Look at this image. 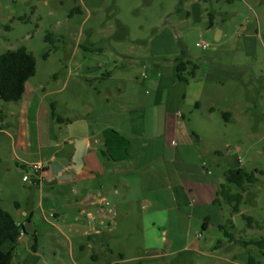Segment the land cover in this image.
Returning a JSON list of instances; mask_svg holds the SVG:
<instances>
[{
	"label": "rangeland",
	"instance_id": "rangeland-1",
	"mask_svg": "<svg viewBox=\"0 0 264 264\" xmlns=\"http://www.w3.org/2000/svg\"><path fill=\"white\" fill-rule=\"evenodd\" d=\"M61 1L50 0L49 6L40 4L43 19L18 23L11 32L0 25V54L27 46L37 59V73L31 82L53 91L48 100L59 105L62 115L73 117V122L89 120L95 127L108 123L104 121L113 106L108 102L110 89L123 83L125 73L129 72L135 84L140 82L148 52L159 47L161 56L153 54L156 58L152 59L162 60V55L168 56L162 51V42L169 46L167 49L174 41L179 47L177 33H181L185 46L200 61L196 82H202V109L192 121L215 122L216 127L202 131L207 138L221 142V153L210 161L211 174L206 175V181L226 182V171L239 167L247 172L258 170L259 181L247 185L239 213L223 197L207 207L179 208L172 201L171 190L159 188V192L149 194L154 196L153 207L143 211L131 208L130 204L122 205L119 211L125 214L113 215L104 233L95 240L76 232L81 228L73 225V216L52 227L38 207L33 213L41 229L38 249H32L33 240L24 239L14 250L13 264H264V251L243 243L264 237V0H202L201 11L194 4L196 0ZM36 3L39 0L28 4L29 17ZM75 4L82 7L83 14L76 13ZM51 9L56 10L53 16L49 14ZM186 9L194 17L190 18ZM89 12L91 16L87 18ZM211 12L215 16L213 25ZM183 19H189L183 24L192 32L188 37L189 30H180L176 25ZM56 24L62 26L60 31L66 36L58 43V50L46 41ZM218 29L224 31L221 41H217ZM196 31L198 35L200 31L204 33L202 38L210 44L209 49L197 46L200 39ZM28 34L33 36L26 39ZM121 35L127 41V53L130 42L137 44L135 56L139 62L115 53L113 41ZM79 40L86 47L99 41L108 48L102 54L81 47L71 62ZM99 62L106 66L99 67ZM66 65L79 67L75 69L79 76H73L67 86ZM86 66L98 67L92 73L100 77H88ZM109 70L115 71L112 79L104 77ZM163 72L166 74L168 69ZM155 89L146 86L147 91ZM0 102L7 103L1 99ZM212 106L217 110H210ZM187 109L188 105L184 106ZM225 111L232 112L236 120L228 121L223 115ZM124 118L123 114L119 116L120 121ZM7 167L8 163L3 161L0 169ZM11 177L13 185L4 186L1 182L0 186L6 193V207L13 211L14 199L27 185L21 183L22 175L17 172ZM232 190L241 192L236 186ZM155 212L167 216L165 224H157L158 233L163 236L158 242L152 240L145 225L146 216ZM247 217L252 218V226ZM207 218L210 225L204 228ZM9 247L7 243L4 249Z\"/></svg>",
	"mask_w": 264,
	"mask_h": 264
},
{
	"label": "crops",
	"instance_id": "crops-1",
	"mask_svg": "<svg viewBox=\"0 0 264 264\" xmlns=\"http://www.w3.org/2000/svg\"><path fill=\"white\" fill-rule=\"evenodd\" d=\"M201 1L194 2L200 6L199 10ZM29 3L31 0H0V25L11 32L18 23L43 19L40 4L49 6L50 0H39L33 6L31 17L26 13ZM74 7L76 13L83 14L81 6L75 4ZM186 11L190 18L194 17V13L188 9ZM55 13L53 9L49 12L52 16ZM90 14L87 18H90ZM188 20L183 19L176 25L182 28L180 30L188 29L183 26ZM60 30H63L62 26L56 24L50 32L55 34L54 50H58V43L66 39ZM188 30L187 37L191 32L190 28ZM194 33L203 40L204 33L201 36L198 31ZM171 35L174 39V35ZM32 36L28 34L26 39ZM223 36L224 31L218 29L217 41H221ZM177 37L182 44L179 47L174 41L167 49L169 46L165 41L162 42L165 46L162 51L168 54L167 57L162 55V60L152 59L156 58L153 54L157 58L161 56L159 47L148 52L139 80L141 83L135 84L129 72L125 73L123 83L110 89L108 102L110 105L113 103L112 111L108 112L109 117L104 121L108 123L101 127H95L85 119L73 122V117L58 111V104H55L54 112V102L48 100L53 91L44 85L35 86L31 82L33 77L28 81L20 101L6 104L0 102V168L3 161L8 163L6 170L0 169V183L4 186L13 185L11 174L17 172L22 175L21 183L27 185L20 191L19 197L14 199L13 211L6 207V193L0 186L3 207L12 213L21 230L31 221V232L25 234L20 242L39 238L41 229L33 217L38 207L52 227L63 224L67 217L73 216V225L81 228H77L76 232H83V236L95 240L104 233L109 219L120 213L122 205L130 204L131 208L143 211L153 207L154 196L149 194L159 192V188L171 190L172 201L179 208H203L214 202L224 182H207L205 178L211 174L210 161L221 153V142L207 138L202 129L216 127L217 124L192 121L202 109V82H196L197 75L188 82L178 81L175 77V61L182 48L188 53L187 59L197 64L200 61L185 46L182 34L177 33ZM118 38V41H113L115 53L139 62L135 56L138 55L135 51L137 44L130 42L131 49L127 53L124 50L127 46L124 35ZM81 47L103 54L108 45L98 41L86 47L79 40L75 44L71 62ZM98 66L104 67L106 63L99 62ZM66 68L69 71L65 86L73 76H79V72L75 71L79 67L66 65ZM97 68L86 66L87 76L99 78L98 73H92ZM164 68L168 69L166 74ZM114 76L113 70L104 74V77L110 79ZM147 85L155 86L154 92L147 91ZM97 92L101 95V90ZM170 104L174 105V109H171ZM187 105L185 111L184 106ZM210 110L217 108L212 106ZM56 114L70 121L60 122ZM121 114L125 118L120 121ZM223 115L228 121L236 120L230 111H225ZM83 147L84 155L80 166H77L74 162L76 152ZM38 161L46 165L42 179L38 184L25 182L24 164ZM124 214L121 211L119 215ZM163 214L155 212L146 216L147 233L157 242L163 237L157 230V224H165L167 216ZM209 225L210 222L207 228ZM8 244L10 247L6 251L15 246L12 242Z\"/></svg>",
	"mask_w": 264,
	"mask_h": 264
},
{
	"label": "trees",
	"instance_id": "trees-1",
	"mask_svg": "<svg viewBox=\"0 0 264 264\" xmlns=\"http://www.w3.org/2000/svg\"><path fill=\"white\" fill-rule=\"evenodd\" d=\"M210 24L214 23V14L210 13ZM46 41L50 42L55 49V34L49 33L46 36ZM187 51L181 49L180 54L175 61V77L178 81L188 82L190 79L196 77L199 65L187 59ZM48 56V55H47ZM37 73V59L33 52L29 51L25 46L17 49H8L0 54V99L4 102H18L25 93L28 81ZM52 109L55 112V104L52 103ZM56 118L60 122L70 121V119L63 118L56 114ZM258 170L254 172H247L243 168L229 169L225 176L226 182L221 184L220 190L214 202H219L223 197L228 203L233 205L236 213L241 211V205L244 199V192L248 184H255L259 181L257 176ZM238 187L241 192L234 193L232 187ZM252 226L253 220L247 217ZM209 219L204 223V228H207ZM222 227V226H221ZM22 233L28 234L25 227L23 230L17 224L12 213L3 207L0 199V264H13L14 250L22 239ZM32 249L37 251L38 238L34 237ZM12 242L15 246L6 251L4 245ZM245 245H255L264 251V237L243 242ZM250 264H256L251 261Z\"/></svg>",
	"mask_w": 264,
	"mask_h": 264
},
{
	"label": "built area",
	"instance_id": "built-area-1",
	"mask_svg": "<svg viewBox=\"0 0 264 264\" xmlns=\"http://www.w3.org/2000/svg\"><path fill=\"white\" fill-rule=\"evenodd\" d=\"M199 35H202V32H199ZM197 46L201 49L207 50L210 47V44L208 42H206L205 40H199L197 42ZM145 78L147 77L146 74L143 75ZM46 165L41 162H29L24 164V176H23V180L25 182H30L32 184H38L40 182V180L42 179V174L45 170ZM91 214H89L90 216ZM25 234L22 233L21 238H23Z\"/></svg>",
	"mask_w": 264,
	"mask_h": 264
},
{
	"label": "water",
	"instance_id": "water-1",
	"mask_svg": "<svg viewBox=\"0 0 264 264\" xmlns=\"http://www.w3.org/2000/svg\"><path fill=\"white\" fill-rule=\"evenodd\" d=\"M83 155H84V147L81 148V149H79V150L76 152V157H75L74 162H75V164H76L77 166H80ZM30 225H31V221H30L29 224H27L26 227H25V229H26V231H27L28 233L31 232V230H32V227H31Z\"/></svg>",
	"mask_w": 264,
	"mask_h": 264
}]
</instances>
